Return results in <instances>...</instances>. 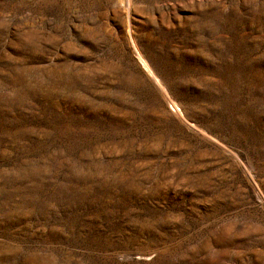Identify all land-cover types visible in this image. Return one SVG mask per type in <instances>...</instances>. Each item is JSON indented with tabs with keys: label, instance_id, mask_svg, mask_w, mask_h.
Segmentation results:
<instances>
[{
	"label": "rangeland",
	"instance_id": "1",
	"mask_svg": "<svg viewBox=\"0 0 264 264\" xmlns=\"http://www.w3.org/2000/svg\"><path fill=\"white\" fill-rule=\"evenodd\" d=\"M0 264H264V0H0Z\"/></svg>",
	"mask_w": 264,
	"mask_h": 264
},
{
	"label": "bare ground",
	"instance_id": "2",
	"mask_svg": "<svg viewBox=\"0 0 264 264\" xmlns=\"http://www.w3.org/2000/svg\"><path fill=\"white\" fill-rule=\"evenodd\" d=\"M127 2H128V1H127ZM128 4H129V3H128ZM135 50H136V49H135ZM136 53H137L138 58H139L140 61L142 62V64H143L144 66H147L146 63L144 62L143 58H141V56H140V54L138 53L137 50H136Z\"/></svg>",
	"mask_w": 264,
	"mask_h": 264
}]
</instances>
